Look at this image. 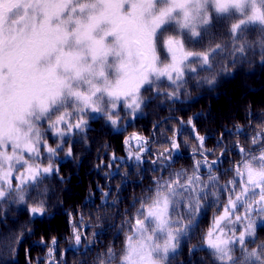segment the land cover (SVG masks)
<instances>
[{"label": "snow or ice", "instance_id": "snow-or-ice-1", "mask_svg": "<svg viewBox=\"0 0 264 264\" xmlns=\"http://www.w3.org/2000/svg\"><path fill=\"white\" fill-rule=\"evenodd\" d=\"M244 65L264 66V0H0V225L7 227L10 212L27 217L0 233V264H18L21 249L25 264H67L70 248L81 250L77 264H196L199 252L203 264H264V120L252 128L251 108L248 142L258 154L225 142L242 125L225 127L208 148L194 123L201 113L167 129L163 151H152V134L143 132L124 136L123 156L102 145L94 169L108 183L95 191L120 224L103 215L94 223L101 234L104 226L117 228V238L123 233L119 248L115 239L102 245L97 231L89 235L92 213L85 221L75 208L65 213V248L57 235L29 242L62 206L51 203V181L66 182L62 162L80 161L77 143L90 150L94 124L123 135L149 103L187 100L190 84L214 85ZM182 126L196 143L191 164L176 168ZM145 164L153 175L141 186ZM130 169L141 176V192L121 210ZM114 175L122 183L109 204ZM36 247L43 256L33 257Z\"/></svg>", "mask_w": 264, "mask_h": 264}, {"label": "trees", "instance_id": "trees-1", "mask_svg": "<svg viewBox=\"0 0 264 264\" xmlns=\"http://www.w3.org/2000/svg\"><path fill=\"white\" fill-rule=\"evenodd\" d=\"M264 75V66L255 65L251 68H249L248 65H244L243 68H240L237 70L232 76L223 77L221 78L216 84L207 86L204 85L202 87L197 88L195 85H189L188 91L191 93V96L187 100H182L178 102H174L171 105L165 101L164 103H159L158 101H153L152 103H149L145 109H144V115L142 118L136 120L134 123L129 121V124L126 128V130H123V133L135 130L136 132H143V134H152V142L150 144V147L152 151H163L164 147L167 146L165 143L166 138L170 137L168 134H171V131H168L167 129H171L176 126V122L179 119H183L186 116L189 115L195 116L197 113H201L202 116H210L213 118L214 123L211 122L209 125L208 121L209 119L205 120L204 123L206 127L204 129H208V132L210 133L209 137H213L210 139L209 137L206 139L205 144L208 148H214L215 142L220 134L221 131L227 127L228 129H233L236 125H242L244 126L243 131L237 136V135H228L226 133L225 136V142L227 144H232L236 140H239L241 144H244L245 147H252L253 151L258 154L259 148L258 146H252L248 142V138L251 135V130L249 127H247L249 114L247 110L251 108V115L250 118L253 121L252 128L259 129L261 127L260 121L264 120V102L262 100V96H264V87L263 88H256L254 86V81L252 82V78L260 80V78ZM251 78V81H250ZM248 81L250 83V91L252 92V96L255 97V94H260V97L256 100H253L251 98L246 99V101H243L238 105V108L236 107V111L232 116L223 117L221 114V117H217V115L212 114V107L210 109V105L208 103H205L204 99L206 97L210 98H219V95L222 96V93L225 91H232L234 88L229 89L227 87L228 84H231L233 82H240L242 81ZM165 89L162 88V91ZM235 91L233 90L232 93ZM206 104V105H205ZM209 105V106H208ZM206 106H208L206 108ZM205 110H200L201 108ZM216 110V109H215ZM220 115V114H219ZM200 116L196 119V121H199ZM167 120V123H164L163 121ZM184 120H186L184 118ZM142 121V122H141ZM160 121L159 123V129L154 134L152 133V125L153 123ZM210 121V120H209ZM141 123V125H140ZM95 130L88 132V138L90 142V150H86L85 147L81 143H77L75 146V153L77 155H80L81 159L79 162L75 161H64L62 162L61 167V173L64 177H66V182L69 181L70 175L75 173H80V176H86L92 173L94 170V165L96 164L97 155L100 156L104 155V149L102 147L103 144L108 143L112 147L111 148H117L122 145L121 138L123 135L115 136L111 134H107V129H101L99 124H94L92 126ZM197 129L200 128V126L196 125ZM121 136V137H120ZM210 139V140H209ZM179 140L181 143V148L176 155L178 156L177 163L174 165L176 168L180 167H187L191 164V150L192 146L196 143L193 137V133L191 131L190 126L188 127H181V134L179 136ZM187 143H184V142ZM216 153H219V148L215 149ZM235 151V150H233ZM109 153L111 151L109 150ZM120 153V152H119ZM229 159L233 158L231 155L228 157ZM150 166L148 164L144 165L145 171L143 172V179L141 186H145L148 184L149 178L153 175L151 171H148L147 169ZM224 167H228V164L226 163ZM126 169L121 168L120 172L123 173ZM63 171V172H62ZM131 174L127 177L128 183L125 185V187L121 190L120 196L123 199L124 203L120 205V209L123 210L124 207L128 206V204L131 201V198L133 195H139L141 192V187H137L136 183L141 181V176L137 174V169H130ZM100 175V184H106L108 181L105 180L103 171L98 172ZM82 178V177H81ZM228 177L224 176L223 179L226 180ZM65 182V183H66ZM223 182V181H222ZM65 183L64 184H58L56 180H52L51 184L54 187V190H56V193H53L51 203L53 205L56 204V201L59 200L58 194H63L68 190L70 192L68 195L71 196L73 193L72 190L68 189L65 191ZM122 180L121 177L118 175H114V178L111 179L110 184L111 188L113 189L112 195L109 198V204L112 202V200H115L116 198V187L117 185L121 184ZM81 194V193H80ZM60 201V200H59ZM62 201V200H61ZM75 208L78 212H83L84 220H89V213H92L93 216V224L94 227L90 230L89 235L91 234V231H97V234L101 236L100 243L102 245H108L112 243V241L115 239V244L117 248L121 245V242L124 239V234L121 233L120 236L116 237L117 228L120 224V217L115 216L114 213L116 209L111 207H104L101 206V200H96L94 196L90 197L89 194L87 195H77L76 198L71 199L70 202L62 203V206H56L51 209V215L52 213H58L61 217H63L62 224L49 236L57 235L61 238V244L60 247L63 249L66 247L65 242L63 240V237L67 234L68 227L66 224L67 216L65 213L69 210H72ZM99 209V211H97ZM106 216L107 221L106 223L108 225L115 224L117 225V228H109L107 226L103 227V233L101 234L94 223V218L96 216ZM212 211L209 210L207 213V219L202 220L200 224L201 229H205L208 227V221L211 219ZM15 217V219H14ZM27 219L26 215H24L22 212L17 216L16 213L10 212L9 213V219L7 221V227H4L0 225V233H5L10 228H16L18 224L23 223ZM48 218H45L40 226L39 231L41 235H44V232H50V230H46L50 228V223L48 221ZM44 224V227L42 228V225ZM46 230V231H44ZM40 235V236H41ZM38 236V237H40ZM32 236L30 243L32 241H36L39 238ZM261 239H264V232L260 233ZM192 243H195V241H192ZM26 247V246H25ZM187 245L183 248V258L185 261L188 259H192L190 257H187ZM95 250L93 252L89 253L87 256V259L90 261L92 259V256L94 255ZM43 255L42 253L39 255ZM200 256H206L205 252H199L197 253L196 258V264H203L202 261L199 260L198 257ZM66 259L67 264H77V261L82 259L81 256V250L76 248H70L66 252ZM17 262L18 264H25V257L23 253V249H21L19 255L17 256Z\"/></svg>", "mask_w": 264, "mask_h": 264}, {"label": "rangeland", "instance_id": "rangeland-1", "mask_svg": "<svg viewBox=\"0 0 264 264\" xmlns=\"http://www.w3.org/2000/svg\"><path fill=\"white\" fill-rule=\"evenodd\" d=\"M241 80L242 81H240L239 83L233 82V83L227 85V87L229 89L234 88L233 89L235 91L234 93H232L233 90L230 92L228 90V91H225L224 93H222V96L219 95V98H210L209 99L208 97H206L204 99L205 103H208L210 105V106L208 105L210 107V109L212 107H214V109H212L213 115L215 114V115H217V117H221V114L223 117L232 116L236 111V107L238 108V105H240L241 102L246 101V99H249L251 97H252L251 99H253V100H256L260 97V94H255V97H253L252 92L250 91V88H251L250 83H248V81H243V79H241ZM250 81H251V78H250ZM253 81H254V86L256 88H259V87L263 88L264 87V75L260 78V80L252 78V82ZM262 97H263L262 100L264 102V96H262ZM208 106H206V108ZM205 109L201 108L200 110H205ZM190 116L191 115H189L188 117H186V116H182V117H184L186 119L185 121H187ZM184 118H183V120H184ZM199 119H200L199 121L195 120L194 123L196 125L200 126V128L198 129L200 134L206 135L207 137H209L210 133L208 132V129H204L206 127L204 121L209 119L210 121L207 120L209 125L211 124V122L214 123L215 121H213V118L210 116L206 117V116L200 115ZM140 125H141V123H140ZM133 132H136V131L135 130H132L129 132L125 131L123 133V137L121 138V140L123 141L124 136H129ZM145 135L147 136L148 134H145ZM171 135H172V133L168 134V136H171ZM209 138L212 139L213 137H209ZM113 149L116 151L117 156H123L125 154L123 145H121L117 148H110V149H108V152H109V150L112 151ZM96 163H98L97 160H96ZM100 179H101L100 175L98 174V171H96L95 169L92 171L91 175L90 174L88 175V177L80 176V173L72 174V175H70L69 181L65 183L64 188H65V191L68 188V189L72 190L73 193L71 194V196L68 195V197H67V192H68V190H67L63 194L59 193L58 198L60 201L62 200L63 203H67V202H70L71 199L76 198L77 195H87V194H90V192H92V193H94V195H93L94 198L96 200H98V199H100V193L98 191H95V190H96L97 184L98 183L100 184ZM54 192L56 193V190H54ZM69 193L70 192H68V194ZM63 217L65 218V216H63ZM63 217L58 215V213H52L51 218L48 220L50 223V228L46 229V230H50V232H47V233L44 232V235L50 236L62 224ZM43 227H44V224L42 225V228ZM46 230H44V231H46ZM66 231L68 232L69 229ZM40 235L41 234L38 233L35 235V237H38ZM25 246H27V245H25ZM41 253L44 255V252L41 251V247H36L34 249L32 255H33V257H36V256H39ZM43 255H41V256H43Z\"/></svg>", "mask_w": 264, "mask_h": 264}]
</instances>
